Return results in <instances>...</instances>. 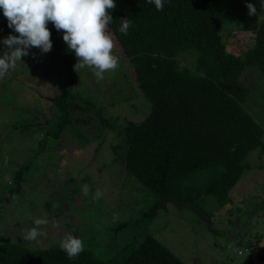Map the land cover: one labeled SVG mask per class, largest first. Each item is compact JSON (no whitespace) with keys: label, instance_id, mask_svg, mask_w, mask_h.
<instances>
[{"label":"rangeland","instance_id":"rangeland-1","mask_svg":"<svg viewBox=\"0 0 264 264\" xmlns=\"http://www.w3.org/2000/svg\"><path fill=\"white\" fill-rule=\"evenodd\" d=\"M234 1L241 7H233ZM211 3L229 14L223 40L229 51L240 53L252 42V34L264 17L261 0ZM247 3L255 6L256 15H248ZM233 26L240 27L232 30ZM47 27L51 50L42 53L29 48V55L0 79V241L18 240L29 247L45 248L59 246L66 234H72L106 264H124L125 246L138 245L146 234H152L183 264L249 262L252 245L264 237V151L248 153V167L224 203L212 195L200 197L195 206L168 202L143 221L140 216L149 211L154 198L144 189L141 194L140 185L114 161L111 142L118 139L114 131L101 126L97 110L125 124L127 120H142L151 102L135 85L134 71L108 29L119 63L97 81L91 69L74 71V53L71 55L66 43L53 36L50 23ZM9 34L18 35L8 27L0 9V55L7 51L3 39ZM71 57L74 62L69 66ZM70 77L72 90L95 103L82 101L84 97L74 100V116L90 119L86 124L79 122L77 128L87 140L73 137L67 128L60 137H46L44 132L54 116L51 98L63 90ZM243 80L252 89L260 84L257 74L247 71ZM26 122L30 126L21 129ZM91 124L97 127L89 130ZM18 184V193L9 197ZM70 184L78 189L72 190ZM84 185L89 187L88 196L82 194ZM97 189L103 191V197L94 201ZM36 218L48 220L42 228L46 236L29 242L23 235L35 227ZM120 224L124 226L119 228Z\"/></svg>","mask_w":264,"mask_h":264},{"label":"trees","instance_id":"trees-1","mask_svg":"<svg viewBox=\"0 0 264 264\" xmlns=\"http://www.w3.org/2000/svg\"><path fill=\"white\" fill-rule=\"evenodd\" d=\"M115 3L107 29L151 107L142 120H127L125 124L97 111L101 126L114 131L118 139L111 142L114 161L140 185L141 194L144 189L154 198L140 219L148 220L168 202L195 206L200 197L212 195L224 203L248 167V153L264 151V17L252 34V42L236 53L229 51L223 40L229 14L211 0H164L162 11L148 0ZM232 6L240 8L241 4L234 1ZM124 18L131 21L126 36L119 31ZM49 23L53 36L64 42L62 31ZM73 62L71 57L68 65ZM246 71L259 77L256 88L243 80ZM72 84L70 77L63 90L51 98L54 116L50 123L42 121L49 124L46 137H60L67 128L73 137L87 140L77 128L79 122L86 124L90 119L73 114L74 100L84 96L73 91ZM82 101L95 104L86 97ZM29 126L26 122L21 129ZM95 127L91 124L89 130ZM20 186L10 190L9 197L18 193ZM69 186L78 189L74 184ZM259 241L251 247L249 264ZM127 248L124 264H183L152 234ZM258 257L264 260V247ZM0 264L106 263L85 248L78 257L69 259L59 246L34 248L4 239L0 241Z\"/></svg>","mask_w":264,"mask_h":264},{"label":"clouds","instance_id":"clouds-1","mask_svg":"<svg viewBox=\"0 0 264 264\" xmlns=\"http://www.w3.org/2000/svg\"><path fill=\"white\" fill-rule=\"evenodd\" d=\"M148 3H154L157 11L164 8V0H148ZM261 5L264 6V0H261ZM246 6L249 16L257 14L252 3ZM115 8V0H0V9L8 27L18 33L3 39L7 51L0 55V79L14 70L23 56L29 55V48H38L42 53L51 50V32L47 27L51 22L57 31H62L67 50L76 57L74 71L77 73L88 68L97 81L102 80L104 74L115 70L119 63V58L113 54V37L107 32L113 19L109 12ZM130 24L129 19H122L119 31L128 35ZM82 194L88 196L87 185L83 186ZM102 197L103 191L97 189L92 199L98 201ZM33 224L35 227L23 235V239L29 242H37L38 238L46 236L42 228L47 226L48 220L36 218ZM59 247L69 259H75L84 251L83 241L72 234H66Z\"/></svg>","mask_w":264,"mask_h":264},{"label":"water","instance_id":"water-1","mask_svg":"<svg viewBox=\"0 0 264 264\" xmlns=\"http://www.w3.org/2000/svg\"><path fill=\"white\" fill-rule=\"evenodd\" d=\"M263 247H264V237L258 242V244L255 246L251 254L252 264H264V260L258 257V253Z\"/></svg>","mask_w":264,"mask_h":264},{"label":"built area","instance_id":"built-area-1","mask_svg":"<svg viewBox=\"0 0 264 264\" xmlns=\"http://www.w3.org/2000/svg\"><path fill=\"white\" fill-rule=\"evenodd\" d=\"M239 253H241V252L239 251Z\"/></svg>","mask_w":264,"mask_h":264},{"label":"crops","instance_id":"crops-1","mask_svg":"<svg viewBox=\"0 0 264 264\" xmlns=\"http://www.w3.org/2000/svg\"><path fill=\"white\" fill-rule=\"evenodd\" d=\"M246 263V262H245Z\"/></svg>","mask_w":264,"mask_h":264}]
</instances>
